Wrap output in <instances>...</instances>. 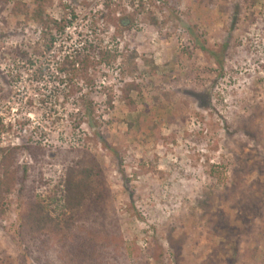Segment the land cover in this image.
Returning a JSON list of instances; mask_svg holds the SVG:
<instances>
[{"label": "rangeland", "instance_id": "obj_1", "mask_svg": "<svg viewBox=\"0 0 264 264\" xmlns=\"http://www.w3.org/2000/svg\"><path fill=\"white\" fill-rule=\"evenodd\" d=\"M87 155L105 243L73 261L26 218ZM0 177V264H264V0H0Z\"/></svg>", "mask_w": 264, "mask_h": 264}, {"label": "trees", "instance_id": "obj_2", "mask_svg": "<svg viewBox=\"0 0 264 264\" xmlns=\"http://www.w3.org/2000/svg\"><path fill=\"white\" fill-rule=\"evenodd\" d=\"M34 19L37 22H41L40 24L42 26L50 24L48 20L43 18L42 13L39 11L36 12ZM51 22L53 23V30L55 33H52L54 31L50 29L49 26L46 28L47 33H50L51 36V43L48 46V52L54 48V44L57 42V36L64 31L65 28L63 24L52 20ZM125 24L127 25L128 23L126 22ZM95 41H97V39ZM119 55L121 54H118L117 51L114 52L112 50H107L103 47V43L98 41L95 45H90L89 53L83 57V59H78V62L82 65L81 69H73L72 67L75 63H71L67 59L68 63L66 62L64 69H62L64 77H68L71 75L70 73H73L77 78H81L85 74V67H88L89 63L92 64L97 60V64H100V59H102L101 62L110 63ZM137 55L138 54H136L135 51L134 53L132 52L131 55L127 56L126 61L134 62ZM68 80L69 78L65 81H61L64 83ZM69 82H71V85H69V91L72 90V92H74L73 80L70 79ZM86 114L89 126L94 128L93 121L95 120V111L91 109L90 105L86 110ZM97 135L99 136L100 132ZM86 161L85 166L78 164L77 170L73 167H68V169H66L55 181H52V178L50 177V179H43L44 191L41 192L42 199H39L40 195L35 196L34 202L30 203V210L26 218V224L29 226L30 233L35 237V240H38L39 236L48 237L49 234L64 232V243H66V245H64L63 250H59V252H62L61 255L63 257L70 258L73 261L84 259L86 256L85 254L88 253L89 250L93 251L94 247H100L105 243L101 238L100 233L96 232L102 227L100 222L103 224L104 222L99 221L95 224L94 234L92 232L91 224L85 226L84 229H79L77 225L82 217H85V215H83L85 210L86 212L88 211V214L90 213L89 208H91V198L93 197L91 191L96 189L99 185L101 188V184L106 178L103 167H101L96 161L90 159L89 155L86 156ZM26 173L27 171H25V174ZM2 182L3 177H0V185H2ZM46 190H48V192H45ZM98 203L99 207L97 208H100L101 210V200H99ZM68 213L71 214V216L68 215ZM90 221H92V219H90ZM98 225L100 227H98ZM78 232H81V234ZM87 235L88 237H86Z\"/></svg>", "mask_w": 264, "mask_h": 264}]
</instances>
